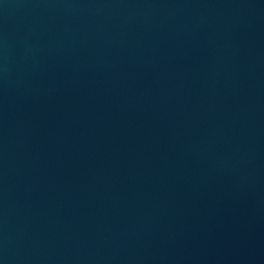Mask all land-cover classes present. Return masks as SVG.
Instances as JSON below:
<instances>
[{"label":"water","instance_id":"water-1","mask_svg":"<svg viewBox=\"0 0 264 264\" xmlns=\"http://www.w3.org/2000/svg\"><path fill=\"white\" fill-rule=\"evenodd\" d=\"M0 264H264V0H0Z\"/></svg>","mask_w":264,"mask_h":264}]
</instances>
